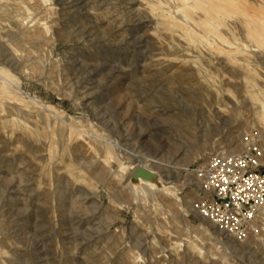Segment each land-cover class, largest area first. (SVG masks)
<instances>
[{
    "label": "rangeland",
    "instance_id": "rangeland-1",
    "mask_svg": "<svg viewBox=\"0 0 264 264\" xmlns=\"http://www.w3.org/2000/svg\"><path fill=\"white\" fill-rule=\"evenodd\" d=\"M17 1L1 6V33L15 25ZM26 1L49 31L35 33L22 54L46 62L42 73L26 72V60L9 70L0 264H264L260 240L249 234L236 244L204 227L192 177L210 154L227 153L230 141L242 149L244 136L264 130V0H218L219 9L203 0L202 11L193 0ZM253 120L260 124L246 126ZM93 133L168 163L159 172L180 185L170 197L179 206L131 202ZM133 164L109 168L124 182ZM184 195L196 197L189 207Z\"/></svg>",
    "mask_w": 264,
    "mask_h": 264
},
{
    "label": "bare ground",
    "instance_id": "bare-ground-1",
    "mask_svg": "<svg viewBox=\"0 0 264 264\" xmlns=\"http://www.w3.org/2000/svg\"><path fill=\"white\" fill-rule=\"evenodd\" d=\"M9 1L10 0H0V12H4V13L6 12L5 10H3L1 8V6H5V4L8 3ZM29 1H32V0H29ZM43 1L42 2L45 3L46 0H43ZM201 1L203 2V0H193L194 4L197 5V8L200 11L203 10V6H205V8H207V9H209V7H208L209 5L207 6V4H204V3H203L204 5H203L201 3ZM213 2H211L209 4L211 5V7L216 8L215 6L217 5L218 0H214ZM17 4H18L17 10H18L19 14H17L15 16V18H16V20L14 22L15 25H9L7 27L10 30L9 34L0 32V44L2 43L5 46V48L0 47V85H1L0 86V123L3 126H5V124H7L5 119L8 118V116H9L8 111L6 110V108L9 106V104L7 102L13 100V98L6 91L8 86L11 85V83H12V81H10L11 75H10L9 70L10 69L26 68L27 67L26 63L29 62V63H31L32 68L31 69L26 68V70H25L26 72L27 71L32 72L33 70H38V72L42 73V65H44V63L46 62V60L43 57L36 59L34 62L33 61L31 62L28 59H25V57L23 56L22 53H24L23 51H25L26 45L28 44L29 41L36 40V39H34L35 33H42L41 30H43L44 33L47 34V32L49 31V29H48L49 27L43 25L39 21V18H37V15L36 16L34 15V13L32 12V8L29 7V3L26 0H18ZM218 5H219V3H218ZM4 18L5 17H1V15H0V29L3 26V21L6 20ZM183 19L187 24L190 22V19H188L187 16H183ZM214 21L216 22V18L214 19ZM6 25H8V23ZM194 39H195V37H194ZM191 40H193V39H191ZM257 47H259V46H257ZM55 49H56V46L53 47L52 52L50 53V56L53 55V52ZM251 49L255 50L254 46H252ZM24 60H26L27 62ZM23 62H26V63H23ZM14 87L16 89V94L19 95V93H21V92H20V90H18L17 85H15ZM220 92H223V90L218 88L217 93H220ZM219 107H222V106H219ZM260 108L264 111V102L261 103ZM45 111L49 115L54 116V117H56V115L58 114L57 109L52 105H47ZM259 116H260V114H259ZM259 122L256 123L253 120L251 124L246 123V126L253 125L256 127V124H260ZM261 125H264V124H261ZM92 138H94L95 140H99V142L104 141V139H105L102 135H97V133H93ZM263 141H264V139H263ZM104 142L106 143V145L108 147L105 148V154H104V157L102 159V163H103V165H105V167H106L107 171L110 173L112 179H114L118 184H120L122 186V188L125 190V192L128 194L131 202L142 201L145 204L146 201L150 200L152 207L157 209L160 207H159V204L154 202L156 199L160 200L161 202H163V199H168V200H171L170 201L171 204L173 203L175 206H179L178 201L175 199H172L170 197H174V193H175L176 189H178V190L180 189V185L175 184L174 185V187L176 188L175 189L171 185L170 182H169L170 184H168L167 181H165V179L162 178V176L159 172L160 168L168 167V165H169L168 163L163 165V164H161L160 159H157V158L152 157V156L151 157L150 156H144V157L138 156V155L124 149L117 142L116 143L111 142V141H104ZM227 145L228 146H234L227 153H232L235 150H240V143L235 144L233 141H230L229 143H227ZM262 146L264 147V143ZM198 157H199V155H196L195 157H193L192 160L187 161L186 162L187 164L185 163L181 166H183V168H188L186 166H188L189 163L193 162ZM110 161L118 162V164L120 165V170H123V164L124 163H129L130 161H132V163L135 162L136 164H133V167H130L132 164L129 165L130 173H129L128 177L125 179V181L122 182V180H121L122 177H121L120 173L113 172L109 168V162ZM148 161L151 162V164H153V165H151V166L147 165ZM73 167H74V165L71 163H69L67 165V170H68L67 173L71 177H73L72 176L73 172H75V170L74 171L70 170ZM171 168L176 170V176L178 177V172H179L180 168H178L176 166L171 167ZM78 172L79 173L82 172V169L80 171L78 170ZM193 199H196V197L184 195L181 203H183L185 206L189 207V203ZM163 203L166 205V207H169V204H170L169 202L164 201ZM144 204H143V206H144ZM147 204H149V202H147ZM120 205L122 207L127 206V204L125 202H121ZM196 211L199 213V215H201L200 219L202 220L204 227L205 226H206V228H214L215 227V225H216L215 222H213L212 220H210L209 218H207L206 216L201 214L198 210H196ZM151 213H152V211H151ZM183 213H185V211ZM255 222L256 223L254 225V229H252L253 231L250 233V237H252V239L253 238L257 239L258 241L260 240L264 244V209H260L258 211L257 219ZM216 227H218V226L216 225ZM220 230H222V229L220 228ZM222 231H224V230H222ZM225 233H226V236L228 238H231L234 242H236V244L243 243L246 240L245 239V240L239 241V240L235 239L233 237V235H231L227 232H225ZM251 242L252 241H250V240L247 241V243H251Z\"/></svg>",
    "mask_w": 264,
    "mask_h": 264
},
{
    "label": "built area",
    "instance_id": "built-area-1",
    "mask_svg": "<svg viewBox=\"0 0 264 264\" xmlns=\"http://www.w3.org/2000/svg\"><path fill=\"white\" fill-rule=\"evenodd\" d=\"M264 130L244 136L237 152L210 154L194 168V208L239 241L253 231L264 209Z\"/></svg>",
    "mask_w": 264,
    "mask_h": 264
},
{
    "label": "crops",
    "instance_id": "crops-1",
    "mask_svg": "<svg viewBox=\"0 0 264 264\" xmlns=\"http://www.w3.org/2000/svg\"><path fill=\"white\" fill-rule=\"evenodd\" d=\"M216 8H217V9H219V8H220V6H219V5H216ZM261 21H263V22H264V20H261Z\"/></svg>",
    "mask_w": 264,
    "mask_h": 264
}]
</instances>
